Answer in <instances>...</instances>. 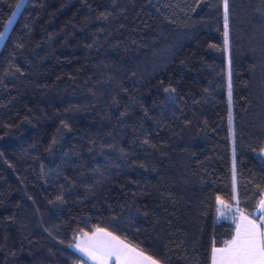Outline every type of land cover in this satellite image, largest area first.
<instances>
[{
  "label": "trees",
  "instance_id": "obj_1",
  "mask_svg": "<svg viewBox=\"0 0 264 264\" xmlns=\"http://www.w3.org/2000/svg\"><path fill=\"white\" fill-rule=\"evenodd\" d=\"M227 24L224 0H0V264H77L99 228L212 263L264 197V0Z\"/></svg>",
  "mask_w": 264,
  "mask_h": 264
},
{
  "label": "snow or ice",
  "instance_id": "obj_2",
  "mask_svg": "<svg viewBox=\"0 0 264 264\" xmlns=\"http://www.w3.org/2000/svg\"><path fill=\"white\" fill-rule=\"evenodd\" d=\"M16 7L19 8L20 5L17 4ZM224 7L225 37H227V0H224ZM2 38L3 33H0V39ZM261 206L264 207V201H261ZM262 224H264V216H261L259 221L241 216L233 238L226 241L223 247L212 249V264H264ZM76 247L91 259L97 260L98 264H107L112 257L116 258L118 264H160V261L146 256L143 252L101 229L97 230L86 245L77 244Z\"/></svg>",
  "mask_w": 264,
  "mask_h": 264
},
{
  "label": "rangeland",
  "instance_id": "obj_3",
  "mask_svg": "<svg viewBox=\"0 0 264 264\" xmlns=\"http://www.w3.org/2000/svg\"><path fill=\"white\" fill-rule=\"evenodd\" d=\"M10 21H12V20H10ZM8 25H10V23H8ZM8 28H9V26H7V28H6L5 32H4V35L7 32ZM4 35H3V38H4ZM3 38L0 39V43L2 42ZM226 40L228 42V36L226 37ZM228 83H229L228 103H229L230 123H231V130H230V132H231V139H232L233 184H234V194H235V198H236V176H235V157H236V155H235V148H234V142H233L234 130H233V123H232V88H231L230 72L228 73ZM229 216L232 217L233 223L235 224V228H234L235 231H236V227H237V224L240 221L241 216H247L250 219H253V220H257L258 221V217L255 215V213H254L253 216L250 215V214L243 213V212L240 213L239 215H237L236 213L235 214L234 213L233 214L232 213H229ZM261 226L264 227V224H262ZM97 230L98 229H96V230H94L92 232L82 233V234H80L76 238V240L74 242H72V246L83 255V259H81L77 264H98V261L97 260L91 259L88 255L85 254V252L81 251L80 249H78L76 247L77 244H80L82 246L86 245L92 239L93 235L97 233ZM101 230H104V229H101ZM104 231L107 232V233H110L112 236L118 237L115 234H113V233H111V232H109L107 230H104ZM234 235H235V233H234ZM233 236L229 240H231L233 238ZM119 239L122 240L121 238H119ZM122 241L125 242V244L129 245L130 247L135 248L134 246L126 243V241H124V240H122ZM217 247L219 248V246H215V248H217ZM107 264H118V261L116 260L115 257H112L110 260L107 261Z\"/></svg>",
  "mask_w": 264,
  "mask_h": 264
},
{
  "label": "built area",
  "instance_id": "obj_4",
  "mask_svg": "<svg viewBox=\"0 0 264 264\" xmlns=\"http://www.w3.org/2000/svg\"><path fill=\"white\" fill-rule=\"evenodd\" d=\"M255 214H256V216L258 217V221H259V218H260L261 216H264V211L260 212L259 210H256V211H255Z\"/></svg>",
  "mask_w": 264,
  "mask_h": 264
},
{
  "label": "water",
  "instance_id": "obj_5",
  "mask_svg": "<svg viewBox=\"0 0 264 264\" xmlns=\"http://www.w3.org/2000/svg\"><path fill=\"white\" fill-rule=\"evenodd\" d=\"M262 201H264V197H263ZM258 210H259L260 212L264 211V207L261 206V203H260V205H259V207H258Z\"/></svg>",
  "mask_w": 264,
  "mask_h": 264
},
{
  "label": "crops",
  "instance_id": "obj_6",
  "mask_svg": "<svg viewBox=\"0 0 264 264\" xmlns=\"http://www.w3.org/2000/svg\"><path fill=\"white\" fill-rule=\"evenodd\" d=\"M125 243V242H124ZM224 245H222V246H219V248H221V247H223ZM218 248V247H217ZM139 251V250H138ZM212 264V263H211Z\"/></svg>",
  "mask_w": 264,
  "mask_h": 264
}]
</instances>
